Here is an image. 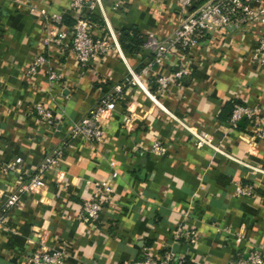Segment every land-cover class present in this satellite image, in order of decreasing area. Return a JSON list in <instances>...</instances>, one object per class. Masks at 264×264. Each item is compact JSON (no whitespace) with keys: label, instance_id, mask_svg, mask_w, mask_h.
I'll list each match as a JSON object with an SVG mask.
<instances>
[{"label":"crops","instance_id":"obj_1","mask_svg":"<svg viewBox=\"0 0 264 264\" xmlns=\"http://www.w3.org/2000/svg\"><path fill=\"white\" fill-rule=\"evenodd\" d=\"M71 2L0 0V212L6 214L0 264H28L41 233L43 248L65 251L63 264H126L167 249L186 264H228L250 250L264 251V142L249 123L241 130L219 118L229 100L264 115V66L250 55L260 22L214 30L170 55L153 74L188 72L165 89L151 82L153 75L142 77L164 109L127 83L115 109L101 119V141L75 137L44 172L40 190L5 209L7 195L29 180L71 125L124 83L129 68L140 72L150 58L143 45L130 50L122 43L133 37L144 42L149 32L164 37L183 16L175 0H99L85 10L93 18L91 34L104 37L110 27L123 58L110 50L80 65L67 44L76 16ZM53 14L61 15L60 24L51 21ZM58 29L67 31L64 43H47L48 30ZM38 55L44 62L30 71ZM51 71L60 78L50 80ZM37 103L51 109L54 123L40 119ZM187 128L209 136L217 149L196 146ZM155 140L165 146L163 154L151 150ZM104 179L115 202L95 221L78 220L92 183ZM237 186H251L252 194L236 195ZM189 224L194 243L186 240Z\"/></svg>","mask_w":264,"mask_h":264},{"label":"built area","instance_id":"obj_2","mask_svg":"<svg viewBox=\"0 0 264 264\" xmlns=\"http://www.w3.org/2000/svg\"><path fill=\"white\" fill-rule=\"evenodd\" d=\"M175 1L183 15L180 24L161 38L152 32L147 33L143 47L148 50L150 58L140 72H135L129 68V76L124 83L115 85L112 91L103 94L85 115L71 125L65 139L43 158L29 180L20 184L19 188L7 195L4 202L5 209L17 205L22 195L33 194L40 190L43 185L44 172L49 168H53L62 159L66 148L75 137L82 136L88 142L101 141L103 137L101 119L106 118L115 109L122 89L127 83L136 85L159 107L163 108L154 94L148 90L142 77L153 75L151 82L157 84L161 90L165 89L170 82L182 78L188 72L186 67L177 68L169 74H153L152 71L163 65L170 55L185 52L196 45L201 36L217 29L231 30L240 26L252 27L255 23L260 22L262 24L260 33L250 55L253 61L264 66V0ZM99 4V0H72L69 6L76 13V16L71 28L70 40L67 44L74 52L80 65H86L110 50H116L123 58L118 39L110 27H108V35L104 37H96L91 34L93 24L85 16V10L91 11ZM41 13L46 16L44 10H41ZM50 19L55 25H58L61 23L62 17L59 14H53ZM66 37L67 31L65 29L48 30L46 41L47 43L62 44ZM43 62L44 58L38 55L29 70L34 71ZM60 76V74L53 71L49 73L50 80L58 79ZM35 109L42 121L48 124L55 122L51 109L44 104L37 103ZM242 118L249 120V127L253 136L264 142V115L261 111L257 107L235 103L228 123L232 127H236L237 122ZM187 129L193 135V142L196 146L206 145L217 149L209 136L190 128ZM151 150L156 154H163L165 146L155 140L151 145ZM16 162L17 166L20 167L21 159L17 158ZM115 175L116 172L114 171L112 176ZM235 190L238 196H250L252 194L251 186H237ZM1 195L2 191L0 190ZM114 202V189L109 181L107 179L94 181L90 196L83 202L77 219L84 223L95 221L103 207L112 205ZM5 222L6 214L2 211L0 212V229L4 227ZM181 227V225L178 226L173 235L174 239L178 238ZM236 239L241 240V235L237 236ZM45 240L46 235L44 233L39 234L40 245L31 253L28 264H63L65 251L61 248H43L41 244ZM186 240L189 243H194L197 240L195 229L190 224L186 228ZM184 262L183 257L177 256L172 249H167L161 255L149 251L140 258L133 259L126 264H184ZM228 264H264V251L260 249L250 250L244 255L229 260Z\"/></svg>","mask_w":264,"mask_h":264},{"label":"trees","instance_id":"obj_3","mask_svg":"<svg viewBox=\"0 0 264 264\" xmlns=\"http://www.w3.org/2000/svg\"><path fill=\"white\" fill-rule=\"evenodd\" d=\"M85 16L92 22V19L93 18H92V14L91 13H87ZM122 45L124 47H127L130 50H136L140 45H143V42L140 41V40H138V39H136V37H133V39H131V40H126V42L125 43H122ZM235 103H238V102H236L234 100H231V101L229 100V101L225 102V104L222 107L221 112L219 114V118L221 120H227V119L230 118ZM238 104H240V103H238ZM247 123H249V120L246 119V118H242V119H240L237 122L236 128L241 129V130H244L245 127H246L245 125ZM184 264H186V260H185Z\"/></svg>","mask_w":264,"mask_h":264}]
</instances>
